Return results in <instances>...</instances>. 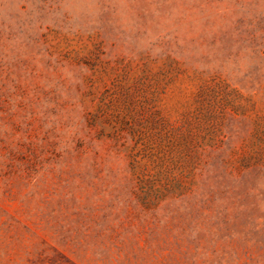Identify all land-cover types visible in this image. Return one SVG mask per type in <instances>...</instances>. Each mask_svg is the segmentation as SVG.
I'll use <instances>...</instances> for the list:
<instances>
[{
	"label": "rangeland",
	"instance_id": "obj_1",
	"mask_svg": "<svg viewBox=\"0 0 264 264\" xmlns=\"http://www.w3.org/2000/svg\"><path fill=\"white\" fill-rule=\"evenodd\" d=\"M0 264H264V0H0Z\"/></svg>",
	"mask_w": 264,
	"mask_h": 264
}]
</instances>
